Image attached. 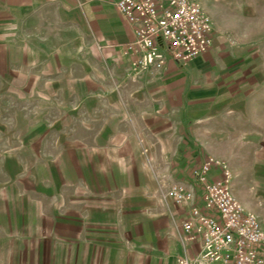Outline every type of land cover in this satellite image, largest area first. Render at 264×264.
<instances>
[{
  "label": "crops",
  "instance_id": "1",
  "mask_svg": "<svg viewBox=\"0 0 264 264\" xmlns=\"http://www.w3.org/2000/svg\"><path fill=\"white\" fill-rule=\"evenodd\" d=\"M117 1L0 0V264H180L208 156L264 227V0H201L210 49L142 72Z\"/></svg>",
  "mask_w": 264,
  "mask_h": 264
},
{
  "label": "built area",
  "instance_id": "2",
  "mask_svg": "<svg viewBox=\"0 0 264 264\" xmlns=\"http://www.w3.org/2000/svg\"><path fill=\"white\" fill-rule=\"evenodd\" d=\"M116 7L134 27L135 38L125 52L135 55L131 65L136 72L163 68L168 57L185 64L212 45L213 21L200 0H118ZM193 176L200 184L201 204H190L189 216L182 222L186 252L179 263L264 264V227L235 196L228 163L208 156ZM169 194L182 205L195 198L192 190L179 184ZM193 240L200 241L201 249L190 256Z\"/></svg>",
  "mask_w": 264,
  "mask_h": 264
},
{
  "label": "rangeland",
  "instance_id": "3",
  "mask_svg": "<svg viewBox=\"0 0 264 264\" xmlns=\"http://www.w3.org/2000/svg\"><path fill=\"white\" fill-rule=\"evenodd\" d=\"M201 1V0H200ZM201 4L202 6L204 7L203 5V2L201 1ZM209 6V5H208ZM210 7V6H209ZM204 9L206 10V8L204 7ZM209 14L212 13L211 11H209L208 9L206 10ZM222 18V17H221ZM230 21L231 23H234L233 20H227V22ZM259 22H257L258 24ZM235 28V27H234ZM233 28V29H234ZM237 30H239L240 34L238 35L239 38L241 39H246L248 38L249 36H253V37H258L260 32H261V28L259 25H253V26H243V27H236ZM221 30H224L226 33H228V29H232V28H229V26H225V27H220ZM233 35V34H232ZM214 157V156H213ZM216 158V157H215ZM219 159V158H218ZM254 191H256V196H254L255 200L253 202H251V206L256 208L258 210V212L260 213V216L263 218V221H264V189H255Z\"/></svg>",
  "mask_w": 264,
  "mask_h": 264
}]
</instances>
